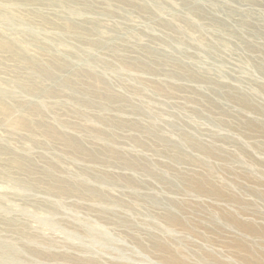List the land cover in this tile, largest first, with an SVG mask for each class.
Listing matches in <instances>:
<instances>
[{"label": "rangeland", "instance_id": "rangeland-1", "mask_svg": "<svg viewBox=\"0 0 264 264\" xmlns=\"http://www.w3.org/2000/svg\"><path fill=\"white\" fill-rule=\"evenodd\" d=\"M0 243L264 264V0H0Z\"/></svg>", "mask_w": 264, "mask_h": 264}, {"label": "bare ground", "instance_id": "bare-ground-1", "mask_svg": "<svg viewBox=\"0 0 264 264\" xmlns=\"http://www.w3.org/2000/svg\"><path fill=\"white\" fill-rule=\"evenodd\" d=\"M9 2V1H8ZM6 3V2H5ZM6 4H8V3H6ZM75 11V10H74ZM76 12V11H75ZM79 13V12H78ZM81 14V13H80ZM12 116H13V113H8V114H6V118L11 122L12 120ZM58 205V204H57ZM48 212H50V211H48ZM93 233V232H92ZM8 241V240H7ZM6 241V242H7ZM1 244V243H0ZM11 244V243H10ZM2 245V247H3V245L4 244H1ZM4 248V247H3ZM10 248H12V246L11 247H6V249L4 248L3 249V251L7 254V256L9 257V256H12V253L14 252V250L13 249H10ZM13 250V251H12ZM8 251V252H7ZM11 254V255H10Z\"/></svg>", "mask_w": 264, "mask_h": 264}]
</instances>
